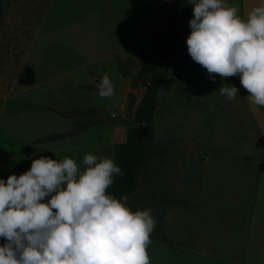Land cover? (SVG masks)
Listing matches in <instances>:
<instances>
[{"label": "rangeland", "instance_id": "1", "mask_svg": "<svg viewBox=\"0 0 264 264\" xmlns=\"http://www.w3.org/2000/svg\"><path fill=\"white\" fill-rule=\"evenodd\" d=\"M163 4L172 11L174 2L164 0H0V178L10 176L3 171L11 155L37 149L52 135H64L53 143L71 138V146L83 150L71 157L76 162L88 153L113 159L114 146L134 126L144 93L137 75L141 50L151 43L144 20L158 32ZM191 19L184 23L188 31ZM188 36L184 32L173 56L159 65L164 80L156 96L150 154L127 201L132 211L152 209L155 243L147 252L154 264H165L172 252L180 256L179 249L163 244L179 242L185 220L194 221L196 203L210 205L218 188L237 201L233 193L241 192L243 169L251 184L264 169L258 106L232 77L213 74V82L189 55ZM105 72L116 86L111 99L98 96ZM224 84L240 90L235 99L219 95ZM40 156L23 162L31 167ZM233 180L239 182L236 188ZM232 229L231 224L216 229L213 241L227 242ZM189 230L191 238L195 230ZM241 246L236 240V249Z\"/></svg>", "mask_w": 264, "mask_h": 264}, {"label": "clouds", "instance_id": "2", "mask_svg": "<svg viewBox=\"0 0 264 264\" xmlns=\"http://www.w3.org/2000/svg\"><path fill=\"white\" fill-rule=\"evenodd\" d=\"M193 6L188 53L215 75L239 76L248 101L264 107V0L241 18L227 0H189ZM105 72L101 99L115 96ZM239 89L219 88L233 100ZM84 168L68 156L34 159L31 168L0 178V264H150L152 209L132 211L128 197L107 190L125 173L114 159L88 153ZM50 197L45 202V198Z\"/></svg>", "mask_w": 264, "mask_h": 264}, {"label": "crops", "instance_id": "3", "mask_svg": "<svg viewBox=\"0 0 264 264\" xmlns=\"http://www.w3.org/2000/svg\"><path fill=\"white\" fill-rule=\"evenodd\" d=\"M164 1L167 5L174 2V0ZM227 3L238 8V15L241 18H246L245 14L253 7L258 6L261 0H227ZM232 78L239 86L243 87L238 75ZM256 109L257 125L264 139V107H257ZM71 140V138H64L56 141V143L47 142V144L37 149L17 151L14 155H11L12 159L5 164L3 172L4 174L9 173L17 176L25 173L24 169L29 170L31 168L27 167L25 162H23V158L26 156L37 157L47 154L52 159L62 160L61 157L68 156L71 158L76 152L83 154V150L81 151L79 146H71ZM72 152L75 153L72 155ZM62 153L66 154L61 156ZM1 154L3 155L4 153L0 152V157ZM230 163L233 162L230 161ZM77 165L81 169L85 167L83 158L77 162ZM247 166L249 164L245 163L244 167L246 168ZM244 171L243 169V187L241 192H236V189H234L233 193H236L235 198L237 201L227 198L224 190L220 189L219 191L218 188L216 196L214 192L211 195L215 200L210 201L208 203L210 205H207V203H196L194 221L185 220L180 229L181 238L179 242L172 245L163 244L171 251L177 248L180 252V256H173L175 252H172V255L169 254L165 264H264V169L258 175V179L252 184ZM220 172L221 174L217 176V180L222 184V171L220 170ZM218 181L217 183L220 184ZM236 183L239 182L233 180L232 187L234 185L238 186ZM48 199L50 197H46L45 202ZM218 211L221 217L217 214ZM235 216L237 217L235 218ZM229 224L233 225L232 236L225 237L227 242H214L213 239L216 237L213 236V233L216 229L221 228L224 230V226ZM189 227L195 230L191 238H188L189 236L187 237L188 234L186 233ZM234 231H237V233L235 234ZM238 239L242 241V246L240 249L237 248V250L236 240ZM4 243V239L0 238V245ZM154 243L151 240L150 244L154 246ZM150 264H154V261L152 260Z\"/></svg>", "mask_w": 264, "mask_h": 264}, {"label": "trees", "instance_id": "4", "mask_svg": "<svg viewBox=\"0 0 264 264\" xmlns=\"http://www.w3.org/2000/svg\"><path fill=\"white\" fill-rule=\"evenodd\" d=\"M164 25L155 32L154 25L144 20V28L150 34V45L142 48L139 59L137 75L143 81V96L135 108L133 124L126 134L123 142L114 146L113 159L124 171L123 176H116L114 183L107 190L108 194L116 198L129 197L138 187L140 170L144 161L150 154L149 139L153 133L155 109L157 106V93L164 80L159 65L162 61H169L184 32L189 35L184 23L193 18V6L189 0H174L173 9L167 11L165 4L162 7ZM119 69L121 61H117ZM144 128L148 133L139 137ZM64 135H52L44 140L45 143L53 139H61Z\"/></svg>", "mask_w": 264, "mask_h": 264}, {"label": "water", "instance_id": "5", "mask_svg": "<svg viewBox=\"0 0 264 264\" xmlns=\"http://www.w3.org/2000/svg\"><path fill=\"white\" fill-rule=\"evenodd\" d=\"M147 133H148V129L147 128H144L143 130H141L139 132V137H144V136L147 135Z\"/></svg>", "mask_w": 264, "mask_h": 264}]
</instances>
